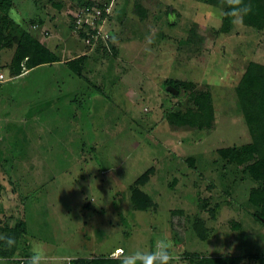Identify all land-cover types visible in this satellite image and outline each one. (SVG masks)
Returning <instances> with one entry per match:
<instances>
[{
	"label": "rangeland",
	"instance_id": "obj_1",
	"mask_svg": "<svg viewBox=\"0 0 264 264\" xmlns=\"http://www.w3.org/2000/svg\"><path fill=\"white\" fill-rule=\"evenodd\" d=\"M91 1L110 9L99 46L73 29L71 11L88 0H14L0 27V234L17 241H0V257L18 264L41 242L44 264H73L80 251L120 260L166 240L180 257L170 264H259L264 220L248 192L262 182L217 150L250 142L235 87L248 62L264 65V26H226L225 0ZM194 24V43L181 45ZM18 27L59 61L11 72ZM82 55L77 70L66 65ZM170 77L210 88L212 129L169 126L165 113L189 105L162 84ZM133 187L147 208L133 204Z\"/></svg>",
	"mask_w": 264,
	"mask_h": 264
},
{
	"label": "trees",
	"instance_id": "obj_2",
	"mask_svg": "<svg viewBox=\"0 0 264 264\" xmlns=\"http://www.w3.org/2000/svg\"><path fill=\"white\" fill-rule=\"evenodd\" d=\"M13 4L14 0H0V27L7 23V14ZM83 4L103 8V6L96 1L88 0V2ZM240 6H247L250 8L247 15L243 16V24L257 28H262L264 26V0H242ZM232 7H234V5L231 0H225L222 22L226 26L232 16L224 15V13L230 11ZM135 10L141 19L146 17V9L141 5L140 1L135 2ZM194 26L195 24L189 29L187 37L180 41L181 45L188 46L194 43L193 37L196 36V28L194 29ZM224 29L226 30L227 27H224ZM16 34H12V38L7 39L9 40V44H11L12 40L17 44L10 62L11 72L15 75L21 73V63L23 61V65L27 69L41 65H50L53 62L59 61L56 53L40 42L31 32L29 33L18 27ZM83 35L84 33H81L78 36L81 39ZM84 58V55L77 56L67 60L65 63L72 70H77L79 63H81ZM162 84L165 88L167 86H172L177 90V94L170 92L171 96H186L189 103L184 109H171L165 113L166 120L171 128L182 130H209L213 128L214 106L209 87L198 86V84L191 80L171 77L165 78ZM235 91L243 121L251 139L250 142L239 147L219 148L217 152L223 159H226L230 163H235V165L240 168L241 172L248 174L255 181L262 182L249 190L248 201L252 205L260 208V211L255 213V216L264 220V65L256 61L248 62L235 87ZM143 176H145V174L139 176L137 179L141 180ZM131 199L138 209L143 210L150 205L149 197L136 187L132 188ZM17 227L23 229L24 223H18ZM153 249L154 248H152L151 251H153ZM0 253L4 254V251H0ZM256 258L259 264H264V256H258ZM88 259L89 258L85 257L75 258L72 263L121 264L122 261V259L119 260L103 254L93 257L90 260ZM26 260L27 257L19 260L18 264H26ZM240 260L241 257L239 256H214L209 257L207 262L210 264H239Z\"/></svg>",
	"mask_w": 264,
	"mask_h": 264
},
{
	"label": "clouds",
	"instance_id": "obj_3",
	"mask_svg": "<svg viewBox=\"0 0 264 264\" xmlns=\"http://www.w3.org/2000/svg\"><path fill=\"white\" fill-rule=\"evenodd\" d=\"M234 7L230 11L224 13V15L236 17L234 22H242L243 16L247 15L250 8L247 6H240L242 0H231ZM0 241L4 245L11 249L17 241L14 236L0 234ZM171 243L166 240H159L155 245L153 251L146 252L137 250L131 254H125L122 257L121 264H170V261L179 262L180 257L173 255L170 251ZM46 260V252L41 242H33L30 249V255L27 257L26 264H44ZM0 264H6V258L0 257Z\"/></svg>",
	"mask_w": 264,
	"mask_h": 264
},
{
	"label": "built area",
	"instance_id": "obj_4",
	"mask_svg": "<svg viewBox=\"0 0 264 264\" xmlns=\"http://www.w3.org/2000/svg\"><path fill=\"white\" fill-rule=\"evenodd\" d=\"M109 11V8H101L86 4L77 5L75 9L71 11L74 32L78 35L84 33L81 39L86 45L95 47L101 40H106L108 35L103 34V30ZM5 80L6 77L3 71L0 70V83Z\"/></svg>",
	"mask_w": 264,
	"mask_h": 264
},
{
	"label": "crops",
	"instance_id": "obj_5",
	"mask_svg": "<svg viewBox=\"0 0 264 264\" xmlns=\"http://www.w3.org/2000/svg\"><path fill=\"white\" fill-rule=\"evenodd\" d=\"M35 28H38V26L37 27H35ZM34 28V29H35ZM35 37L40 41V42H42L43 43V40H42V36H41V34H39V33H37V34H35ZM44 44V43H43ZM45 45V44H44ZM49 48V47H48ZM68 50L67 49H61V52H64V53H66ZM88 209V208H87ZM85 214V213H84ZM83 224H86L85 223V220H83ZM121 248V246H115L114 247V250H117V249H120ZM122 250V249H121ZM83 251H80V252H78V254L79 255H77V254H74V256H71V257H68V259H75V258H80V257H85V258H93L94 256L93 255H89V252H88V254H84V252L82 253ZM100 254H101V252H100ZM117 253H115L114 255H112L114 258H116V255ZM99 255V254H98ZM97 255V256H98ZM96 255H95V257H97Z\"/></svg>",
	"mask_w": 264,
	"mask_h": 264
},
{
	"label": "water",
	"instance_id": "obj_6",
	"mask_svg": "<svg viewBox=\"0 0 264 264\" xmlns=\"http://www.w3.org/2000/svg\"><path fill=\"white\" fill-rule=\"evenodd\" d=\"M167 90H168L169 92H172V93H174V94H177V90L174 89L172 86H167Z\"/></svg>",
	"mask_w": 264,
	"mask_h": 264
}]
</instances>
